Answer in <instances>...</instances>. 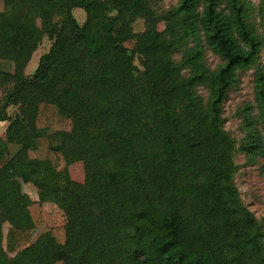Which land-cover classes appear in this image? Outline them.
Instances as JSON below:
<instances>
[{
    "label": "trees",
    "instance_id": "trees-1",
    "mask_svg": "<svg viewBox=\"0 0 264 264\" xmlns=\"http://www.w3.org/2000/svg\"><path fill=\"white\" fill-rule=\"evenodd\" d=\"M3 1L0 63L13 71L0 69V122H9L0 138V214L21 225L9 229L5 248L0 222V260L96 262L113 247L108 264H264V223L235 182L239 153L264 158V0H179L167 11L160 0ZM78 8L89 13L84 25ZM45 37L50 51L28 76ZM252 69L255 100L238 110V142L224 127L225 104ZM44 137L67 167L94 159L105 178L81 184L68 168L32 159ZM11 145L20 147L14 156ZM59 202L65 242L51 232L33 241L41 204ZM132 204L146 210L125 216L112 207Z\"/></svg>",
    "mask_w": 264,
    "mask_h": 264
},
{
    "label": "rangeland",
    "instance_id": "rangeland-1",
    "mask_svg": "<svg viewBox=\"0 0 264 264\" xmlns=\"http://www.w3.org/2000/svg\"><path fill=\"white\" fill-rule=\"evenodd\" d=\"M254 5L259 4V0H251ZM179 0H160V9L167 11L178 4ZM4 9V1L0 0V11ZM73 15L80 25H84L88 19L89 13L85 9H75ZM136 32H142L145 29V23L139 20L135 26ZM157 30L162 31L165 28V24L161 23L155 27ZM129 49H133L138 46L136 40L126 43ZM51 42L45 37L43 43L39 49L34 53L30 63L26 68V75L31 76L37 70L40 59L43 55L50 51ZM264 65V51L262 53V58L260 61ZM208 63L212 68H216L220 64V60L214 56L212 53L208 54ZM136 65H140L139 61H136ZM0 69L5 71H13V64L2 62L0 63ZM92 83H87L84 87L85 89L90 87ZM80 89V87H78ZM82 91V90H80ZM200 92L205 97L207 92L205 89H200ZM254 70H249L242 75L241 82L236 90L230 93L229 99L225 104L224 117L226 119L225 129L229 132L236 140L239 142L243 138V133L241 131L242 120L238 116V110L246 104L254 103ZM154 105V100H151L147 105L150 109ZM17 108H10L9 114L14 116L17 112ZM9 127V122H0V138H5V134ZM67 130L73 131L74 120L69 119L67 123ZM50 140L47 137L41 138L39 141V147L37 151L30 152V157L36 161H50L52 162L58 170H64L68 168L71 178L81 184L100 182L105 178V174L101 166L94 160L90 159L84 162H78L67 167L63 156L61 154L52 153L49 149ZM20 150L17 145L10 146V152L14 156ZM236 163L239 166V171L236 174L235 182L241 194L243 203L249 208V210L254 213L259 221L264 223V158H259L256 162H251L247 157L239 153L236 157ZM39 166V165H38ZM26 185V184H25ZM24 185V186H25ZM28 189L26 188V194L30 196L33 201H39L37 189L30 184ZM23 186V187H24ZM28 192V193H27ZM117 212L122 215L129 216L133 213L143 212L146 210L142 204H132L125 209H120L116 206H112ZM42 209V223L39 227L33 230L32 236L33 241L38 240V238L47 232H51L60 243L65 242V231L64 225L66 223V208L65 204L59 203H45L41 204ZM4 221L0 217V222ZM12 221H5L3 231H4V246L7 248V238L10 224ZM15 223V222H13ZM15 253H9L7 258L1 259L0 264H9V260L13 257ZM117 257V253L113 247H107L105 252L100 256L99 260L96 262H86L81 261L78 264H108L112 259ZM59 264H70L67 262H60Z\"/></svg>",
    "mask_w": 264,
    "mask_h": 264
},
{
    "label": "crops",
    "instance_id": "crops-1",
    "mask_svg": "<svg viewBox=\"0 0 264 264\" xmlns=\"http://www.w3.org/2000/svg\"><path fill=\"white\" fill-rule=\"evenodd\" d=\"M23 186H24V185H23ZM26 188H27V189L29 188L28 185H25V186L23 187V191L26 192V191H27ZM28 191H29V189H28ZM27 193H28V192H27ZM28 194H29V193H28ZM0 217H2L1 214H0ZM19 218H20L19 216L15 218V220H17V221H16V222H17L16 225H13V223H9V224H10V227H15V226L20 227L21 224H20V221H18ZM1 222H4V224H5V221H1Z\"/></svg>",
    "mask_w": 264,
    "mask_h": 264
}]
</instances>
